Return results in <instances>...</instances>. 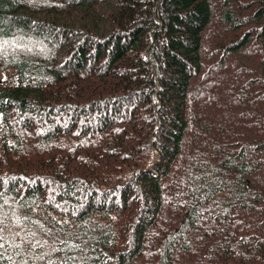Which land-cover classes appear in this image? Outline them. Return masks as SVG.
Instances as JSON below:
<instances>
[{"label": "trees", "instance_id": "trees-1", "mask_svg": "<svg viewBox=\"0 0 264 264\" xmlns=\"http://www.w3.org/2000/svg\"><path fill=\"white\" fill-rule=\"evenodd\" d=\"M0 264H264V0H0Z\"/></svg>", "mask_w": 264, "mask_h": 264}, {"label": "rangeland", "instance_id": "rangeland-1", "mask_svg": "<svg viewBox=\"0 0 264 264\" xmlns=\"http://www.w3.org/2000/svg\"><path fill=\"white\" fill-rule=\"evenodd\" d=\"M0 77H2V74L0 73Z\"/></svg>", "mask_w": 264, "mask_h": 264}]
</instances>
